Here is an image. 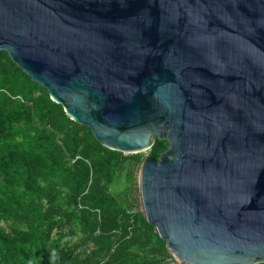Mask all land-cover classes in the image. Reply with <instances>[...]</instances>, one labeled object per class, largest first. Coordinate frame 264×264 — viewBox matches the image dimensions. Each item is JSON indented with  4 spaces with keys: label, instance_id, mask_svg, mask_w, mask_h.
<instances>
[{
    "label": "water",
    "instance_id": "95a60500",
    "mask_svg": "<svg viewBox=\"0 0 264 264\" xmlns=\"http://www.w3.org/2000/svg\"><path fill=\"white\" fill-rule=\"evenodd\" d=\"M110 150L181 264L264 263V0H0V52Z\"/></svg>",
    "mask_w": 264,
    "mask_h": 264
},
{
    "label": "trees",
    "instance_id": "16d2710c",
    "mask_svg": "<svg viewBox=\"0 0 264 264\" xmlns=\"http://www.w3.org/2000/svg\"><path fill=\"white\" fill-rule=\"evenodd\" d=\"M167 147L157 140L148 155L158 160ZM144 159L105 148L0 52V264H148L169 257L134 206ZM122 180L124 199L115 192Z\"/></svg>",
    "mask_w": 264,
    "mask_h": 264
},
{
    "label": "rangeland",
    "instance_id": "374dc122",
    "mask_svg": "<svg viewBox=\"0 0 264 264\" xmlns=\"http://www.w3.org/2000/svg\"><path fill=\"white\" fill-rule=\"evenodd\" d=\"M143 154L145 157L148 155V152L146 153H141ZM140 169H141V165L138 167V170H137V174L135 176V179H134V187H133V194H134V197H135V207L140 210L141 209V200H140V193H139V172H140ZM125 180H122V182H119V183H116L115 185V192L117 194H122V197L120 199H124L125 197L123 196V192H124V188H125V185L124 183Z\"/></svg>",
    "mask_w": 264,
    "mask_h": 264
},
{
    "label": "built area",
    "instance_id": "2783aa9c",
    "mask_svg": "<svg viewBox=\"0 0 264 264\" xmlns=\"http://www.w3.org/2000/svg\"><path fill=\"white\" fill-rule=\"evenodd\" d=\"M148 264H181V262L174 255H170L169 257H166L159 262Z\"/></svg>",
    "mask_w": 264,
    "mask_h": 264
}]
</instances>
